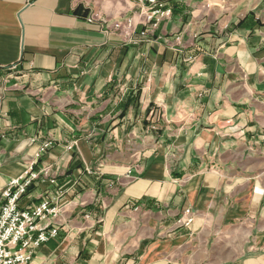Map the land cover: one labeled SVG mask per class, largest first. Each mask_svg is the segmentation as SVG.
<instances>
[{
  "label": "crops",
  "instance_id": "crops-1",
  "mask_svg": "<svg viewBox=\"0 0 264 264\" xmlns=\"http://www.w3.org/2000/svg\"><path fill=\"white\" fill-rule=\"evenodd\" d=\"M158 2L0 0V195L36 162L60 211L32 264H264V0Z\"/></svg>",
  "mask_w": 264,
  "mask_h": 264
},
{
  "label": "built area",
  "instance_id": "built-area-1",
  "mask_svg": "<svg viewBox=\"0 0 264 264\" xmlns=\"http://www.w3.org/2000/svg\"><path fill=\"white\" fill-rule=\"evenodd\" d=\"M135 1L145 10L159 7L161 11L163 7L158 0ZM119 27L117 24L116 28ZM44 174L48 177L49 171ZM40 177L31 165L25 177L13 180L0 195V264H30L38 249L57 235L48 218L58 215L53 201L46 199L37 206L21 207V198Z\"/></svg>",
  "mask_w": 264,
  "mask_h": 264
},
{
  "label": "rangeland",
  "instance_id": "rangeland-1",
  "mask_svg": "<svg viewBox=\"0 0 264 264\" xmlns=\"http://www.w3.org/2000/svg\"><path fill=\"white\" fill-rule=\"evenodd\" d=\"M136 2V1H135ZM138 4V3H137ZM161 4V3H160ZM140 7V11L142 12V14H144V16L145 15H147L146 16V19H145V23L146 24H149L154 18H155V16H159V17H161V18H164V17H167V16H169L170 15V11H163V7H162V9H161V11L159 10V7H156V8H152V10H145L144 8H142L141 6H139ZM157 11H159L158 13H154V12H157ZM149 14H148V13ZM92 23V22H91ZM120 25V27L119 28H116V25ZM135 24H134V22L132 21V20H130V19H127V20H124V21H121V22H117V23H115L114 24V30L115 31H117V32H119V33H121L122 34V36H123V38H124V40H126V41H131L132 43H134V41L135 40H133L134 38V36L137 34V32L136 31H134L135 30V26H134ZM147 30H143L140 34H141V36H145V35H147ZM193 59V58H192ZM192 59H190V61L189 62H191V60ZM9 76H0V85L1 84H3L4 82H9L10 81V78H8ZM36 162H33L31 165H33L34 167L36 166ZM45 170H48L49 171V174H50V168H45V169H43V172H42V174L45 176V174H44V172H45ZM40 172V171H39ZM41 174V173H40ZM41 174V175H42ZM40 179V178H39ZM27 194H28V192L26 193V195H23V197L21 198V204H22V200L24 199V197H26L27 196ZM40 204V203H39ZM39 204H32V205H30V206H26V207H24L23 205H21V207L22 208H24V209H26V208H28V207H33V206H37V205H39ZM54 207H56L57 208V211L59 210L58 209V207H57V205H55V203H54ZM59 212L60 211H58V215H59ZM58 215L56 216V217H53V216H48V218H49V222L51 223V221H50V219H52V218H57L58 217ZM52 217V218H51ZM194 218H195V211L193 210V209H188V210H186L185 212H184V214H183V216L179 219V220H177L176 222H175V226H174V232H176L177 230H179V229H182V228H189V227H191L192 225H193V223H194ZM52 224V223H51ZM52 230H57V229H52ZM51 230V231H52ZM50 231V232H51ZM49 232V233H50ZM48 233V234H49ZM55 237H58V230H57V235L55 236ZM55 237H52V238H50L49 239V241L51 240V239H53V238H55ZM48 241V242H49ZM48 242H46L45 244H47ZM45 244H43V245H45ZM42 245V246H43ZM41 246V247H42ZM40 247V248H41ZM39 248V249H40ZM39 249H38V251H39ZM37 251V252H38ZM37 252H36V254H37ZM36 254L34 255V257H33V260H34V258H35V256H36ZM33 263V261L30 263V264H32Z\"/></svg>",
  "mask_w": 264,
  "mask_h": 264
}]
</instances>
